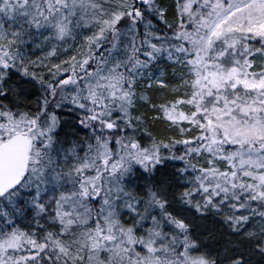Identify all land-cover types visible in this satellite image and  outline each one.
Listing matches in <instances>:
<instances>
[{
	"label": "snow or ice",
	"instance_id": "6c2138e0",
	"mask_svg": "<svg viewBox=\"0 0 264 264\" xmlns=\"http://www.w3.org/2000/svg\"><path fill=\"white\" fill-rule=\"evenodd\" d=\"M0 264H264V0H0Z\"/></svg>",
	"mask_w": 264,
	"mask_h": 264
}]
</instances>
